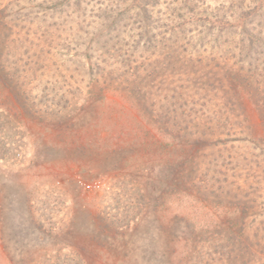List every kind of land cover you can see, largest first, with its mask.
Here are the masks:
<instances>
[{"label":"rangeland","instance_id":"obj_1","mask_svg":"<svg viewBox=\"0 0 264 264\" xmlns=\"http://www.w3.org/2000/svg\"><path fill=\"white\" fill-rule=\"evenodd\" d=\"M157 1L0 0V264H264L262 0Z\"/></svg>","mask_w":264,"mask_h":264},{"label":"trees","instance_id":"obj_2","mask_svg":"<svg viewBox=\"0 0 264 264\" xmlns=\"http://www.w3.org/2000/svg\"><path fill=\"white\" fill-rule=\"evenodd\" d=\"M141 6H140V10L143 11V12H150L149 9H153L157 4H158V1L157 0H136ZM196 6H194L192 4L191 8L189 10H187V13L190 15V19L192 21H196V23H199L200 21L202 20H206V18H202V15H209L208 13H206V11L204 10V12L202 10H200L199 8H195ZM251 7L248 8V10L250 9ZM264 0H262V2L260 3V7L258 9L264 11ZM147 9V10H146ZM199 9V10H198ZM253 9V8H252ZM264 14V12H263ZM260 15V14H259ZM179 17V16H178ZM109 28V27H108ZM110 29H111V26H110ZM174 31V30H173ZM259 33V32H258ZM177 42H171L169 45L171 46V48H174V49H179L180 46L177 44Z\"/></svg>","mask_w":264,"mask_h":264}]
</instances>
